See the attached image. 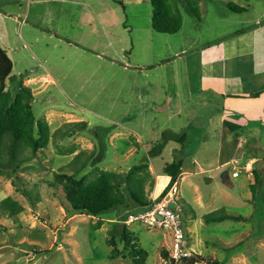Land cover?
<instances>
[{
    "label": "rangeland",
    "instance_id": "rangeland-1",
    "mask_svg": "<svg viewBox=\"0 0 264 264\" xmlns=\"http://www.w3.org/2000/svg\"><path fill=\"white\" fill-rule=\"evenodd\" d=\"M120 1L0 2L6 13L22 11L16 19L24 20L4 24L15 47L11 53L13 79H6V87L14 92L24 78L44 73L47 79L29 85L34 92L35 117H45L51 131L65 122H86L39 151L34 157L39 161L34 159L19 173L18 190L13 178L0 173V199L11 196L23 206L12 216L0 208V264H133L126 254L109 258L111 246L107 244L111 219L133 211V202L97 215H68L62 193L47 182L61 169L71 172L73 167L67 166L70 157L93 147L103 150L82 173L92 166L125 171L144 158H148L152 173H159L180 147L172 140L159 155L146 157L165 129L186 130L189 135L182 152L184 172L177 180V200L190 206L196 218L180 213L183 248L190 255L199 254L201 261L195 264H211L213 260L219 264H264V160L260 158L253 165L261 184L251 197L252 169L249 177L244 163L233 160L243 158L241 148L235 150L225 141L236 135L246 138L243 152L257 151L263 157L261 132L251 125L250 132L241 127L227 136L217 112L223 103L221 96L212 89L200 90V77L210 69L209 63L202 64L204 60H212V71L227 78L242 68L237 64L241 56L231 53L227 60L215 57L221 54L216 43L232 37L228 34L233 31H246L264 20V0H199L200 18L180 3L182 25L174 33L153 30L149 0ZM229 1L246 10L232 11ZM56 23L92 50L68 45L46 31ZM261 25L264 28V22ZM21 32L26 42L18 38ZM263 32L257 33L258 37ZM237 34L242 37L235 39H241H234V43L229 39L228 45L251 43V33ZM221 135L223 146H219ZM68 149L74 152L64 153ZM234 170L239 172L236 177L232 176ZM223 173H229L230 185ZM219 207L244 218L203 221V213ZM126 225L148 252L144 264H184L183 256L176 263L172 261L171 230L149 227L138 220Z\"/></svg>",
    "mask_w": 264,
    "mask_h": 264
},
{
    "label": "trees",
    "instance_id": "trees-1",
    "mask_svg": "<svg viewBox=\"0 0 264 264\" xmlns=\"http://www.w3.org/2000/svg\"><path fill=\"white\" fill-rule=\"evenodd\" d=\"M119 1L120 0H115ZM152 8V28L159 33H174L182 25L180 3H184L187 9L195 17L200 18L199 0H149ZM2 3H18L19 0H0ZM229 9L235 12L246 10V7L227 2ZM264 22V20H262ZM261 22V23H262ZM250 27V26H249ZM245 30V29H244ZM243 31L237 30L233 33ZM231 33V34H233ZM228 34V35H231ZM12 61L6 50L0 45V173L13 178V185L19 189V173L25 165L29 164L38 155V152L46 148L49 142L63 140L79 125H86L84 121H69L51 131L45 117L36 118L33 113L32 101L34 99L30 86L21 82L18 88L12 92L6 87V79L11 76ZM251 96H257L252 93ZM189 135L186 130L179 132L171 129L162 131L160 140L156 141L147 151L146 157L159 155L169 141L180 144L175 157L165 162L162 168L163 174L170 175V182H177L183 172V148L188 142ZM93 147L81 149L69 160L71 172L61 169L54 174V179L47 183L63 196V208L65 213H87L97 215L105 212L118 204H135L133 211L121 215L119 220L113 221L110 228V238L107 244L111 246L109 258L118 256L129 257L133 264H144L148 252L141 247L134 232L125 224L124 220L129 213L138 212L148 208L151 204L149 193L155 182L154 175L150 172L148 158L135 163L125 171H115L92 166L87 172L83 170L93 163L103 148ZM64 153H73L71 149ZM69 151V152H68ZM99 153V154H98ZM97 155V156H96ZM251 158L244 154L242 162ZM66 168V165L65 167ZM254 181L250 184L252 195H256L260 181L256 168H252ZM80 174V176H79ZM23 191L27 194L26 189ZM0 208L6 215L12 216L23 210V206L11 196L0 199ZM175 209L188 218H196V213L190 206L175 200ZM204 222L222 221L224 219H241L244 216L227 212L224 207L213 209L201 215ZM101 220L97 221L99 226ZM120 227L117 232V227ZM122 245V248L118 247ZM165 255L167 252H163ZM184 264L200 262L199 254L183 256ZM211 264H219L213 260Z\"/></svg>",
    "mask_w": 264,
    "mask_h": 264
},
{
    "label": "crops",
    "instance_id": "crops-1",
    "mask_svg": "<svg viewBox=\"0 0 264 264\" xmlns=\"http://www.w3.org/2000/svg\"><path fill=\"white\" fill-rule=\"evenodd\" d=\"M29 4L32 2V0H19V3L22 4ZM40 1V0H37ZM22 7V6H21ZM20 7V8H21ZM22 11H14V13H6L3 11V9H0V45L6 50L7 54L9 55L11 61H12V68H13V57L11 55L12 52H14L15 47L12 43V40L8 37V32L6 30V27L4 26L5 21H10L14 25L19 22H24V20H17L19 17L17 16ZM12 15V16H11ZM17 18V19H16ZM26 22V21H25ZM261 20L253 23L250 25L248 30L242 31L243 35L246 33H251L250 40L251 43L245 44L246 46H243L244 44H241V47H233L231 43H229V39H233L232 43H234V39L239 36L240 34L237 33H229L233 35L229 39H219V42L216 43V48L219 47V51L221 54H217L215 57L223 58L224 60L228 59V56L233 53L235 56H241L238 58L237 64L239 66H242V68L235 70L234 75H232L230 78H227L222 73H216L215 71H212L211 64L212 60H204L203 65L209 63L208 66L210 69L202 74L200 77V90H207L212 89L214 93H217L221 96V99L223 100L222 106L217 109V112L220 114L219 121L221 123L222 127H226V133L227 136L229 133H233L236 131V129H240L241 127L244 128L243 131L250 132L253 129L260 130L261 132V145L264 146V32L262 33L261 37H258L264 28L263 25H261ZM27 24V23H26ZM51 29L46 30L52 32V35H55L56 37H59L60 39H63L68 43V45L75 46V47H81L83 49L92 50L89 48L85 43L81 42L80 39H76L73 37V35L70 33H64L61 30L60 25L56 23V26L51 27ZM28 35H30V32L28 30ZM257 33H259L257 35ZM66 34V35H65ZM242 37V36H239ZM20 40L26 42V39L24 35L21 32L20 37H18ZM241 39V38H239ZM239 39H235L238 41ZM96 41V39H94ZM248 41V40H247ZM221 42V43H220ZM220 43V45H219ZM209 49L211 46L206 45ZM245 47H248L245 49ZM212 49V47H211ZM95 51V50H93ZM97 55H101L99 51H95ZM100 57V56H99ZM219 62V59H218ZM244 62V65H241L240 63ZM33 71V70H32ZM34 72V71H33ZM13 79V77H11ZM41 79H47L46 74L41 72H34L33 75H30L29 77L24 78L23 83L26 85H31L32 83H38ZM32 90V88H31ZM202 92V91H199ZM33 96L34 92L32 91ZM252 93L257 94V96H251ZM34 101V99H33ZM254 127H250V126ZM251 129H250V128ZM251 137V136H250ZM224 135H221V143L219 146L224 145ZM246 138L238 137L237 135L234 136L231 139H227L226 144L232 143L233 146H235V150L241 148L240 154H245L243 152L242 148L244 147V141ZM259 145V147L261 146ZM261 149V148H260ZM248 154V153H246ZM73 156V155H72ZM72 156L70 158H72ZM249 158L246 163L244 162V168L246 170H249V168H255L253 165H255L260 158L264 160L263 157H259L257 151L255 153H249ZM234 162H242V158H233ZM227 161H224L226 163ZM163 168V167H162ZM150 172L152 173L151 169ZM162 172V171H161ZM155 173L154 178L156 179V175H163L169 177L167 174L163 173ZM184 172V171H183ZM182 172V173H183ZM250 174L249 177H251V171L249 170ZM181 173V174H182ZM239 175V174H238ZM236 175V176H238ZM181 176V175H180ZM233 176V175H232ZM234 176V177H236ZM223 177L226 179V182L228 185H230L229 180V173H223ZM250 181V184L253 182ZM261 184V183H260ZM255 196V195H254ZM253 195L251 197H254ZM208 199V198H207ZM128 211H126L123 214H126ZM133 213V212H132ZM121 218H113L111 220L116 221ZM192 219V218H191Z\"/></svg>",
    "mask_w": 264,
    "mask_h": 264
},
{
    "label": "built area",
    "instance_id": "built-area-1",
    "mask_svg": "<svg viewBox=\"0 0 264 264\" xmlns=\"http://www.w3.org/2000/svg\"><path fill=\"white\" fill-rule=\"evenodd\" d=\"M238 171L232 172L233 176L238 175ZM166 177L165 182L159 185L158 190V178ZM169 177L163 175H156L154 187L149 193L151 204L148 208L129 213L124 222L129 224L133 221H141L149 227H165L171 230L173 237V261H178L182 256L190 255L183 248L184 244V232L182 229V223L180 219V213L175 209V200L177 199L178 183L170 182Z\"/></svg>",
    "mask_w": 264,
    "mask_h": 264
},
{
    "label": "bare ground",
    "instance_id": "bare-ground-1",
    "mask_svg": "<svg viewBox=\"0 0 264 264\" xmlns=\"http://www.w3.org/2000/svg\"><path fill=\"white\" fill-rule=\"evenodd\" d=\"M166 179H167L166 177H159V178H158V186H157V190H158L159 185H161L162 182H165Z\"/></svg>",
    "mask_w": 264,
    "mask_h": 264
},
{
    "label": "water",
    "instance_id": "water-1",
    "mask_svg": "<svg viewBox=\"0 0 264 264\" xmlns=\"http://www.w3.org/2000/svg\"><path fill=\"white\" fill-rule=\"evenodd\" d=\"M173 259V258H172ZM173 261V260H172Z\"/></svg>",
    "mask_w": 264,
    "mask_h": 264
}]
</instances>
